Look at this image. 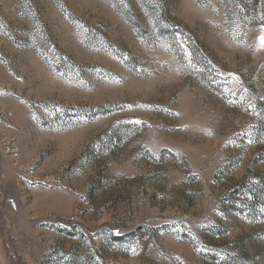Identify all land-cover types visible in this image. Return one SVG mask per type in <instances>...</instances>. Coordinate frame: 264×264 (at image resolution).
<instances>
[{"label":"rangeland","instance_id":"obj_1","mask_svg":"<svg viewBox=\"0 0 264 264\" xmlns=\"http://www.w3.org/2000/svg\"><path fill=\"white\" fill-rule=\"evenodd\" d=\"M264 0H0V264H264Z\"/></svg>","mask_w":264,"mask_h":264},{"label":"snow or ice","instance_id":"obj_2","mask_svg":"<svg viewBox=\"0 0 264 264\" xmlns=\"http://www.w3.org/2000/svg\"><path fill=\"white\" fill-rule=\"evenodd\" d=\"M261 41H262V43H264V37H261Z\"/></svg>","mask_w":264,"mask_h":264}]
</instances>
